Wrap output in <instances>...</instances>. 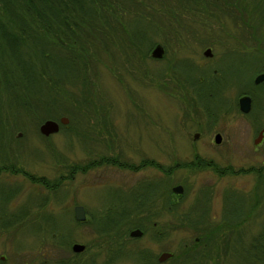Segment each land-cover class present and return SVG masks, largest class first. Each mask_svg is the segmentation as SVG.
I'll return each instance as SVG.
<instances>
[{
	"label": "rangeland",
	"instance_id": "rangeland-1",
	"mask_svg": "<svg viewBox=\"0 0 264 264\" xmlns=\"http://www.w3.org/2000/svg\"><path fill=\"white\" fill-rule=\"evenodd\" d=\"M219 32L222 37L218 42L203 48L194 46L187 55L202 67L221 71L222 82L216 89L223 93L224 105L229 103L231 112L223 107L211 118L197 114L181 98L161 91L159 83L154 82L151 76L139 73L137 80L127 76L126 87H123L103 67L99 70V79L102 90L113 104L110 113L112 124L108 130L112 133L110 137L115 141L116 151H108L112 146L109 134L103 136L99 143L81 144L78 139L68 138L63 129L46 140L41 137L35 122L31 123L26 118L20 120V123H29L23 130L13 132V136L20 139L15 142L12 139V146L20 148L21 156L19 152L15 155V161H21L17 169L20 172H0V264H59L67 256L59 240L53 239L51 233L58 232L65 240L71 241L75 229V206H84L88 222H92L93 217L98 218L104 209L107 214H114L115 208L121 212L133 208L134 191L140 196L141 204L142 201L150 203L146 183L153 181L156 182L155 203L144 207V214L130 219L132 224L138 220L144 223L141 228L144 236L130 237V231L137 228L133 224L131 228L120 231L118 238L121 243L125 242L124 246L119 243L117 251H112L113 245L104 244L105 240L98 237L91 223L81 225L74 233L73 244L91 248L83 254H70V264H186L188 261L184 254L197 246L199 238L201 245H198V251L204 250L203 237H199L202 232L196 229L205 228L210 223H223L225 214L231 218L228 212L232 206L224 208L230 202L226 203V195L237 192L251 196L256 184L251 173L219 175L213 167L233 166L239 170L264 165V140L259 145L254 143L264 129V87L254 82L264 68V55L252 49L242 50L238 42L226 37L223 31ZM261 34L264 35V29ZM208 48L213 50V58L204 56ZM171 58L173 56L169 53L161 60L150 58L149 67L152 70L161 67ZM0 75L2 79L1 71ZM168 81L172 86H178L175 77ZM244 95L253 99L252 111L248 115L237 107ZM211 104L219 106L220 102L216 99ZM41 114L47 115L44 110ZM61 117L71 119L68 115ZM218 133L223 137L219 145L215 143ZM195 134H200V138L194 140ZM10 147L7 144L6 148ZM1 148L0 143V152L3 153ZM103 155L107 156L106 161H126L136 165L137 169L132 171L110 162L99 164L85 173L71 169L76 164L86 166L97 159L101 161ZM197 156L210 163L209 166L201 171L185 167L196 161ZM144 160L150 162L142 164ZM22 169V173L29 172L39 178L61 179L60 190L50 192L45 186L31 184L20 174ZM166 169L171 173L167 171L168 174L164 175L162 171ZM178 185L184 187L183 195L173 193V188ZM44 202L46 205L42 209L39 203ZM174 210H177L176 215ZM44 214H52L53 217L48 220ZM185 215L192 219L204 217L207 222L196 226L199 228L186 226V223L176 224V219L185 218ZM261 222L256 221L249 237L258 232ZM106 240L110 241V238ZM100 242L101 248L97 247ZM164 252H171L179 258L174 261L173 257L161 263L159 258ZM190 260V264L243 263L236 258L232 248L215 261L205 255Z\"/></svg>",
	"mask_w": 264,
	"mask_h": 264
},
{
	"label": "trees",
	"instance_id": "trees-1",
	"mask_svg": "<svg viewBox=\"0 0 264 264\" xmlns=\"http://www.w3.org/2000/svg\"><path fill=\"white\" fill-rule=\"evenodd\" d=\"M262 29L264 0H0V71L3 73V78L0 77V143L3 149V153L0 152V172H20L17 169L21 161H15L17 152L21 156L20 148L12 146V139L20 141L13 132L23 130L29 124L20 123L22 118L30 119L40 127L46 120H58L62 115H68L70 124L62 130L68 138L78 139L81 144L99 143L106 134L112 136L108 129L112 124L113 104L102 90L99 79V70L103 67L123 87H126L127 76L135 80L139 73L151 76L159 83L161 91L181 98L197 114L211 118L223 107L231 112L229 103L224 105L223 93L216 89L222 82L221 71L202 67L187 54L194 46L203 48L218 42L222 37L221 30L226 37L238 42L242 50L252 49L264 55V40L259 37L264 38ZM157 44H162L166 53L175 59H166L165 65L152 70L148 62ZM260 72L264 73V68ZM174 77L178 86H172L168 81ZM227 87L228 84L225 90ZM216 99L219 106L211 104ZM237 107L239 109V105ZM42 110L47 115L43 116ZM40 135L46 140L49 138ZM114 142L110 137L112 146L109 152L117 150ZM7 144L11 146L9 149ZM105 156L101 161L97 159L86 166L76 164L71 169L85 173L107 162L132 171L137 169L136 165L126 161H106ZM149 162L144 160L142 164ZM209 164L197 156L196 161L185 167L201 171ZM167 171L162 172L164 175L171 173ZM213 171L230 176L251 173L255 176V188L251 196L246 194L248 197L237 192L226 195V203L230 202L224 208L232 206L228 212L232 217L227 218L225 214L223 223H210L205 228L196 229L202 232L199 237H203L204 250L198 251L199 238L198 247L194 246L192 251L187 250L184 254L186 264L196 256L205 255L212 261L221 259L222 254L231 248L242 264H264V165L239 170L233 166L220 168L215 165ZM22 172L23 169L20 174L31 184L45 186L50 192L61 188V179L49 180ZM147 192L151 202L142 201L146 206L154 204L157 199L154 186L148 187ZM45 205L46 202L39 203L42 209ZM116 209L114 214H107L104 209L98 218L93 217L92 222L79 223L74 218L71 241L65 240L58 232L51 233L67 256L59 264H70L69 256L75 254L71 249L72 239L81 225L91 223L98 237L105 240L104 244L113 245L112 251H117L119 243L124 246L125 242L121 243L118 238L120 231L133 224L143 229V222L138 220L132 224L130 215L122 216V212ZM44 215L48 220L53 217L52 214ZM204 219L185 215V218H177L176 224L196 227L206 223ZM257 220L262 221L260 229L249 237ZM98 245L100 247L101 242ZM87 246V249L91 248ZM175 258L179 257L175 255L174 261Z\"/></svg>",
	"mask_w": 264,
	"mask_h": 264
},
{
	"label": "water",
	"instance_id": "water-1",
	"mask_svg": "<svg viewBox=\"0 0 264 264\" xmlns=\"http://www.w3.org/2000/svg\"><path fill=\"white\" fill-rule=\"evenodd\" d=\"M166 53L165 47L162 44H157L152 52L151 57L157 60H161L164 58ZM204 56L207 58H213L214 53L211 48H208L204 51ZM264 83V73L259 74L255 79V84L259 85ZM253 106V100L250 96H243L239 100V108L240 111L243 114H249L252 111ZM70 124V119L68 117H61L59 120H46L39 128L40 133L44 137H50L54 134H58L61 131L62 126H68ZM200 138V134H195L194 140H197ZM223 140V137L220 133H218L215 136V143L217 145L221 144ZM264 140V129L259 133L258 137L255 140V145H259ZM184 187L182 185L175 186L173 188V193L177 195H183L184 194ZM74 214L75 219L79 223H84L88 220V214L84 206L77 205L74 207ZM144 232L141 229H135L130 233V237L132 238H141L143 237ZM87 249V246L80 243H75L72 246V251L76 254H80L85 252ZM174 257V254L171 252H164L160 258L159 262L163 263L169 259H172Z\"/></svg>",
	"mask_w": 264,
	"mask_h": 264
},
{
	"label": "flooded vegetation",
	"instance_id": "flooded-vegetation-1",
	"mask_svg": "<svg viewBox=\"0 0 264 264\" xmlns=\"http://www.w3.org/2000/svg\"><path fill=\"white\" fill-rule=\"evenodd\" d=\"M147 187H150V186H155L154 184H146ZM132 196H135L133 197L134 199H132V201H134V207L129 209V210H124L122 212V216H125V214L127 215H130V218L129 219H132V218H137L138 215L140 214H144V207H147L145 204H141V200H140V196H138L135 191L133 192V195ZM138 201V204L136 202ZM137 229V228H136ZM135 230V229H133ZM131 230L130 233L133 231ZM87 250V249H86ZM86 252V251H85Z\"/></svg>",
	"mask_w": 264,
	"mask_h": 264
}]
</instances>
